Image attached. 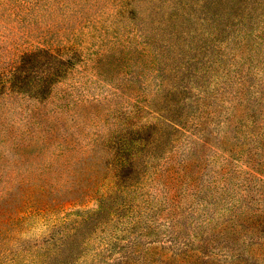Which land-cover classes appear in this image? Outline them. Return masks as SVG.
<instances>
[{"label":"rangeland","instance_id":"374dc122","mask_svg":"<svg viewBox=\"0 0 264 264\" xmlns=\"http://www.w3.org/2000/svg\"><path fill=\"white\" fill-rule=\"evenodd\" d=\"M0 264H264V0H0Z\"/></svg>","mask_w":264,"mask_h":264}]
</instances>
